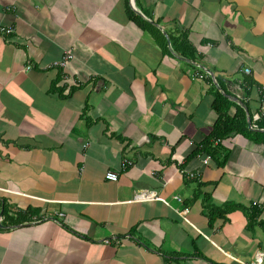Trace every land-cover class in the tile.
<instances>
[{"label": "crops", "instance_id": "0c3cea01", "mask_svg": "<svg viewBox=\"0 0 264 264\" xmlns=\"http://www.w3.org/2000/svg\"><path fill=\"white\" fill-rule=\"evenodd\" d=\"M0 27V264H264V0H0ZM219 93L252 132L224 167L196 153Z\"/></svg>", "mask_w": 264, "mask_h": 264}, {"label": "trees", "instance_id": "16d2710c", "mask_svg": "<svg viewBox=\"0 0 264 264\" xmlns=\"http://www.w3.org/2000/svg\"><path fill=\"white\" fill-rule=\"evenodd\" d=\"M128 1V0H127ZM129 3V2H128ZM127 3V4H128ZM128 17L133 22L137 23L140 27H145L147 24L142 20L140 15H138L131 7L128 9ZM246 99V98H245ZM246 107L249 110L251 115V108L250 104L246 102ZM233 106H236L237 111L234 116L230 115V110ZM214 110L219 115V119L214 126V129L206 142L198 149V152H203L212 157L214 161L218 163L219 166L224 167L229 160L228 152L223 148V142L228 140L235 134H241L248 136L250 133L252 134L251 130L248 126V118L243 106L235 104L234 102L230 101L227 97L222 94H217L216 99L213 104ZM251 116V120H252ZM259 126L264 128V123L261 121ZM260 136H264L261 134ZM215 141H220L218 145H215ZM233 208L229 205L227 206H217L213 203H210V207H206L207 210V217L209 218L210 226H214L215 222L218 219L225 218ZM261 215L260 211H255V214L252 217ZM255 221V220H254ZM253 219L251 218L250 224L252 228L254 226Z\"/></svg>", "mask_w": 264, "mask_h": 264}, {"label": "built area", "instance_id": "2783aa9c", "mask_svg": "<svg viewBox=\"0 0 264 264\" xmlns=\"http://www.w3.org/2000/svg\"><path fill=\"white\" fill-rule=\"evenodd\" d=\"M15 33V28L13 27H0V35L4 36V37H10L12 36L13 34ZM74 59V54L72 51H66L62 60L59 61V62H56L54 63L50 68H61V69H67L69 63ZM30 69V68H29ZM246 73L250 74L251 70L250 69H246L245 71ZM199 76V75H197ZM200 78H203V76H199ZM220 141H215V145H218ZM212 161L211 159V156L207 155L205 157V159L203 160V163L205 165H208L210 162ZM129 164V163H125L124 164V167ZM195 176L197 177H200L201 175L199 173H196V174H189V178L190 179H193L195 178ZM119 173H116L114 171H108L107 174H106V179L108 181H112V182H117L119 180ZM154 196V195H153ZM154 198L152 197V195L150 197H147L146 194H137L136 195V200L137 201H150V200H153ZM178 214L183 218L185 219V214H186V211H180L178 210ZM238 261V260H237ZM241 262V261H240ZM242 264H247V263H243L241 262ZM249 264H263V255L261 254L259 256V259L257 261H255L254 263H249Z\"/></svg>", "mask_w": 264, "mask_h": 264}, {"label": "water", "instance_id": "95a60500", "mask_svg": "<svg viewBox=\"0 0 264 264\" xmlns=\"http://www.w3.org/2000/svg\"><path fill=\"white\" fill-rule=\"evenodd\" d=\"M139 14V13H138ZM249 125L251 126V122H249Z\"/></svg>", "mask_w": 264, "mask_h": 264}]
</instances>
